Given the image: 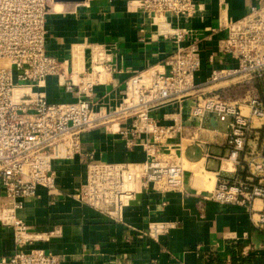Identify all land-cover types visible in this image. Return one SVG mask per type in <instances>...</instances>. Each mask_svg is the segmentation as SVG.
<instances>
[{"label":"built area","instance_id":"built-area-1","mask_svg":"<svg viewBox=\"0 0 264 264\" xmlns=\"http://www.w3.org/2000/svg\"><path fill=\"white\" fill-rule=\"evenodd\" d=\"M95 1L100 0L80 5ZM54 3L0 0V223L12 229L17 246L0 264H64L62 256L29 247L60 230L36 234L19 216L25 200L40 198V191L59 194L57 163L79 158L85 174L73 198L116 221L122 222L124 211L146 191L190 196L185 150L208 145L203 134L209 116L227 128L228 160L236 171L218 174L215 188L198 194L199 205L247 208L253 227L264 235V151L245 158L251 134L258 138L264 129V0H254L236 20L229 13L223 18L227 0H218L217 26L211 22L213 0H128V10L145 21L140 41L147 43L150 33L149 42L167 43L170 53L130 76L110 111L97 109L94 95L113 70L112 49L90 47L87 67L50 54L48 17ZM206 63L210 77L198 84ZM50 81L76 101L51 102L45 92ZM102 127L143 158L98 160L86 149L83 134ZM175 227L152 221L141 232L157 242Z\"/></svg>","mask_w":264,"mask_h":264},{"label":"crops","instance_id":"crops-1","mask_svg":"<svg viewBox=\"0 0 264 264\" xmlns=\"http://www.w3.org/2000/svg\"><path fill=\"white\" fill-rule=\"evenodd\" d=\"M253 1L227 0L228 11L224 10L223 16L228 17L229 13L234 20L242 18ZM211 13V22L217 26L218 0H213ZM144 22L140 13L128 10V0H100L89 6L54 3L48 17L47 49L61 61L87 67L90 47H110L113 70L107 76V84L98 86L94 95L97 109L110 111L130 76L170 53L167 43L149 42L150 33L147 43L140 41ZM220 66L218 63L216 68ZM211 70V66L204 64L197 74V83H205ZM45 92L54 103L76 101L54 81L47 84ZM185 118L189 120L187 109ZM254 125L260 124L254 120ZM204 126L208 145L185 150L191 195L146 191L124 211L122 222L73 198L85 174L79 158L57 163L59 194L51 197L40 191V198L25 200L19 216L36 234L60 230V235L29 247L62 256L64 264H264V235L253 227L247 208L215 202H207L204 208L199 205L198 194L213 190L218 174L229 176L236 171L228 160L226 126L216 123L211 116ZM259 132L258 138L251 134L245 158L253 150L263 153L264 129ZM83 141L86 149L96 152L98 160L135 162L143 158L139 151L128 150L118 136L104 127L83 134ZM164 200L167 205L162 207ZM259 204L257 201L256 207ZM152 221L169 222L176 227L156 242L141 232ZM16 250L12 229L0 223V258H8Z\"/></svg>","mask_w":264,"mask_h":264},{"label":"water","instance_id":"water-1","mask_svg":"<svg viewBox=\"0 0 264 264\" xmlns=\"http://www.w3.org/2000/svg\"><path fill=\"white\" fill-rule=\"evenodd\" d=\"M55 3H63V4H68V3H72V4H80L83 3L84 0H54Z\"/></svg>","mask_w":264,"mask_h":264},{"label":"rangeland","instance_id":"rangeland-1","mask_svg":"<svg viewBox=\"0 0 264 264\" xmlns=\"http://www.w3.org/2000/svg\"><path fill=\"white\" fill-rule=\"evenodd\" d=\"M243 90V89H242ZM240 90H237V93H239ZM189 156H192L189 154ZM258 208H261V204H259Z\"/></svg>","mask_w":264,"mask_h":264},{"label":"bare ground","instance_id":"bare-ground-1","mask_svg":"<svg viewBox=\"0 0 264 264\" xmlns=\"http://www.w3.org/2000/svg\"><path fill=\"white\" fill-rule=\"evenodd\" d=\"M224 19H227L228 17L227 16H223ZM108 76V75H107ZM210 184V183H209Z\"/></svg>","mask_w":264,"mask_h":264}]
</instances>
